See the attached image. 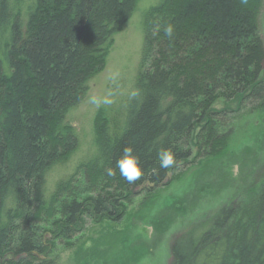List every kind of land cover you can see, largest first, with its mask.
<instances>
[{
    "label": "trees",
    "instance_id": "1",
    "mask_svg": "<svg viewBox=\"0 0 264 264\" xmlns=\"http://www.w3.org/2000/svg\"><path fill=\"white\" fill-rule=\"evenodd\" d=\"M139 1L0 0V264H51L43 237L54 212L66 238L92 219L120 222L135 190L150 183L152 193L192 157L193 139L218 157L232 139L217 137L225 113L215 103L241 97L264 115V0H161L143 14L133 95L98 112L94 153L49 195L46 174L79 149L67 119ZM127 146L145 169L135 184L115 168ZM162 148L173 167L159 168ZM79 174L88 190L65 199ZM170 264H264V184L251 205L224 206L178 234Z\"/></svg>",
    "mask_w": 264,
    "mask_h": 264
},
{
    "label": "rangeland",
    "instance_id": "2",
    "mask_svg": "<svg viewBox=\"0 0 264 264\" xmlns=\"http://www.w3.org/2000/svg\"><path fill=\"white\" fill-rule=\"evenodd\" d=\"M160 1H139L130 20L115 35L114 47L102 70L90 82L86 99L70 113L67 122L75 129L79 149L67 162L46 174L49 195L58 182L74 176L77 167L94 153L98 112L106 108L111 113L118 102L133 95L143 44V14ZM259 26L264 41V6ZM91 96L109 99L111 103L96 107L89 103ZM241 106V97H237L230 102H217L212 108L225 113L217 119V137L227 133L232 139L228 147H220L218 157H209L193 139L192 157L152 193L147 188L136 191L126 203L120 222L92 219L66 238L57 233L60 224L58 213L54 212V218L46 221L51 231L43 237L49 247L44 260L51 264H170L174 238L191 223L232 203L251 205L264 184V115L249 113ZM80 177H75L65 199L79 198L88 190Z\"/></svg>",
    "mask_w": 264,
    "mask_h": 264
},
{
    "label": "clouds",
    "instance_id": "3",
    "mask_svg": "<svg viewBox=\"0 0 264 264\" xmlns=\"http://www.w3.org/2000/svg\"><path fill=\"white\" fill-rule=\"evenodd\" d=\"M159 25L157 26V31H159ZM164 35L168 38H173L174 36V25L168 23L163 27ZM89 103L100 107L104 104H109L111 101L109 99L101 98L98 96L89 97ZM157 158L159 161V168L168 169L176 164V157L172 149H160L157 152ZM115 168L119 170L120 175L129 183L135 184L137 181L145 175V169L140 163L139 156L134 154V149L132 146H127L123 149L122 156L116 160ZM155 171V170H154ZM115 174L114 169L110 168L108 170V175L113 176Z\"/></svg>",
    "mask_w": 264,
    "mask_h": 264
},
{
    "label": "bare ground",
    "instance_id": "4",
    "mask_svg": "<svg viewBox=\"0 0 264 264\" xmlns=\"http://www.w3.org/2000/svg\"><path fill=\"white\" fill-rule=\"evenodd\" d=\"M261 12H262V11H261ZM263 43H264V41H263ZM168 174H169V173H168ZM168 181H169V180H168V176H167V179L164 181V183H163L162 185L166 184ZM144 185H145V184H144ZM144 185H143V186H144ZM152 185H153V184H152ZM162 185H161V186H162ZM145 188H154V186H153V187L146 186ZM145 188H144V189H145ZM142 190H143V189H142ZM142 190H140V188H139V189L135 190V192H136V191L139 192V191H142ZM135 192H134V193H135ZM213 215H214V214H213ZM184 231H185V230H184ZM184 231H183V232H184Z\"/></svg>",
    "mask_w": 264,
    "mask_h": 264
},
{
    "label": "water",
    "instance_id": "5",
    "mask_svg": "<svg viewBox=\"0 0 264 264\" xmlns=\"http://www.w3.org/2000/svg\"><path fill=\"white\" fill-rule=\"evenodd\" d=\"M171 179V173L168 174V180ZM146 186L153 187L154 185L150 183H146L144 186L140 187V190L144 189Z\"/></svg>",
    "mask_w": 264,
    "mask_h": 264
}]
</instances>
